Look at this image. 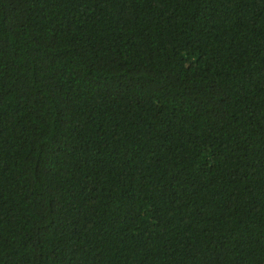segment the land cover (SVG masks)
I'll use <instances>...</instances> for the list:
<instances>
[{
  "label": "trees",
  "instance_id": "obj_1",
  "mask_svg": "<svg viewBox=\"0 0 264 264\" xmlns=\"http://www.w3.org/2000/svg\"><path fill=\"white\" fill-rule=\"evenodd\" d=\"M0 264H264V0H0Z\"/></svg>",
  "mask_w": 264,
  "mask_h": 264
}]
</instances>
